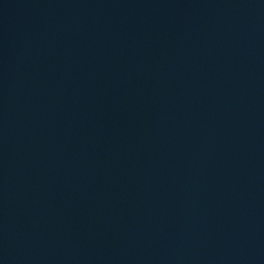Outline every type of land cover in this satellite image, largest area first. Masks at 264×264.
<instances>
[{
    "label": "water",
    "instance_id": "1",
    "mask_svg": "<svg viewBox=\"0 0 264 264\" xmlns=\"http://www.w3.org/2000/svg\"><path fill=\"white\" fill-rule=\"evenodd\" d=\"M0 264H264V0H0Z\"/></svg>",
    "mask_w": 264,
    "mask_h": 264
}]
</instances>
